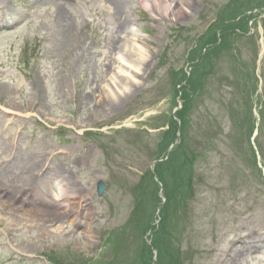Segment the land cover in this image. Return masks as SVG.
<instances>
[{
  "label": "rangeland",
  "instance_id": "1",
  "mask_svg": "<svg viewBox=\"0 0 264 264\" xmlns=\"http://www.w3.org/2000/svg\"><path fill=\"white\" fill-rule=\"evenodd\" d=\"M121 1L123 9L116 13L107 0H0V164L27 176V167L34 166H22L21 158L46 160L41 173L51 171L49 181L38 182L43 187L36 191L68 196L65 185L71 180L82 201V211L76 219L67 217V224L59 215L19 217L3 202L0 264H50L48 258L62 264L153 263L154 253L143 249L150 225L134 230L128 219L136 207L137 215L156 217L161 200L144 174L185 90L192 95L184 112L189 126H182L181 143L157 171L166 194L173 195L168 219L181 218L180 263L264 264V5L255 13L252 33L235 35L231 53L217 61L210 80L217 86L216 79L228 81L222 98L232 96V117L217 101L223 90L193 95L191 86H177L194 37L232 8L230 0H172L167 15L148 12L143 0ZM249 1L254 7L264 3ZM122 16L132 33L121 32ZM67 26L76 36L63 41ZM122 52L138 68L120 62ZM255 118L259 131L252 141L249 126ZM192 152L202 155L193 165ZM192 168L195 194L189 197ZM59 171L64 177L58 180ZM24 178L17 180L22 186ZM99 179L109 185L102 197L95 191ZM32 187H15L12 194L23 201ZM0 195L3 199L1 189ZM39 195L32 190L30 203ZM21 206L20 201L16 210ZM175 225L165 236L156 229L155 264H172ZM114 230L120 235L113 236Z\"/></svg>",
  "mask_w": 264,
  "mask_h": 264
},
{
  "label": "bare ground",
  "instance_id": "2",
  "mask_svg": "<svg viewBox=\"0 0 264 264\" xmlns=\"http://www.w3.org/2000/svg\"><path fill=\"white\" fill-rule=\"evenodd\" d=\"M110 4H115L116 6V13L122 11L123 9V5H122V1L121 0H107ZM116 3H118V5H116ZM167 3V2H166ZM165 5H168V4H165ZM144 6L150 10H153V9H157V11H160V13H162L163 15H167L168 13V9H171V8H163V3H161V0H145L144 2ZM155 6V8L153 7ZM169 7V6H168ZM171 7V6H170ZM58 15L59 17L62 19L63 17H65V13L63 11V9H59L58 11ZM65 20V18H64ZM123 20V18L121 17V21ZM120 30H122L121 32L123 33H126V35L129 33V30H130V25L128 24V21L127 19L125 18L124 21H122V25H120ZM75 28L71 27V26H67L63 31H62V39L63 41H67L70 39V37H74L75 38ZM62 45V43H61ZM65 48V46L63 47V49ZM116 50V48H115ZM118 56H119V60L120 62L122 61L123 63L127 62L129 64V62H131L127 57H125V54L122 52V54H119L118 53ZM133 62V61H132ZM131 62V63H132ZM130 63V64H131ZM137 63V62H136ZM129 64V65H130ZM138 64V63H137ZM131 66H134V64H131ZM135 68H138L137 66H134ZM114 90L113 89H110L109 90V95L112 96L111 94H114ZM106 107L105 109H109L110 106H108L107 104H105ZM20 163L22 164V166H26L29 165V164H33L34 167L32 168H28V172H27V177H26V183L24 184L25 185H32V184H36L38 182V180L40 181H48V178L46 177L51 171H44L39 177L38 175L44 170V164L40 163L39 161L36 160V157H27V158H21V161ZM61 171H59L60 173ZM24 175L23 174H19L18 177L16 178H23ZM15 177H12L8 172L7 170H5L4 172H0V183L3 185H6L8 186V188L11 190L15 187ZM41 195H45V193H41ZM72 195V192L71 194ZM2 204V202H0V205ZM66 205V204H65ZM14 205L13 204H8V209L7 210H10V209H13ZM10 208V209H9ZM36 211V210H35ZM61 213H64L65 214V217L67 216L68 212H66V210H64L63 212ZM25 216V214H19V216ZM53 215H56L54 217H57V215L59 214H53ZM30 217L29 219H32L34 218L32 216V213L30 212L29 213V216ZM59 217V216H58ZM63 218V217H62ZM50 221V220H49ZM61 227V226H59Z\"/></svg>",
  "mask_w": 264,
  "mask_h": 264
},
{
  "label": "trees",
  "instance_id": "3",
  "mask_svg": "<svg viewBox=\"0 0 264 264\" xmlns=\"http://www.w3.org/2000/svg\"><path fill=\"white\" fill-rule=\"evenodd\" d=\"M223 31H225V32H228V27H224L223 28ZM217 38H216V36L214 37V41L216 40ZM173 133H174V131H173ZM168 136V135H167ZM173 138V134H169V136H168V140H171ZM195 159V156L192 158V160H194ZM190 162V164L192 163L191 161H189ZM176 171V170H175ZM176 173L178 174V175H180V176H182L181 174H182V172L181 171H176ZM189 181H190V178H189ZM191 189V186L189 187V190ZM152 195L153 196H155V192L153 191V193H152ZM169 199L171 200V197H170V195H169ZM170 207V205L168 206H166V209L164 210V212H163V220L161 221V226H160V233L162 234V235H167V231H168V229L170 228V226L171 225H173L174 224V220H170V219H168V214H170V212L168 211V208ZM132 221H133V223L135 224V225H137V227H139L140 225H142V224H144V222H146V226L148 227L149 226V223H150V221H149V218L145 215V214H136V210H135V212L133 213V218H132ZM139 224V225H138ZM170 231V230H169ZM159 235V234H158ZM161 236V235H160ZM162 238H165V237H163V236H161Z\"/></svg>",
  "mask_w": 264,
  "mask_h": 264
},
{
  "label": "water",
  "instance_id": "4",
  "mask_svg": "<svg viewBox=\"0 0 264 264\" xmlns=\"http://www.w3.org/2000/svg\"><path fill=\"white\" fill-rule=\"evenodd\" d=\"M98 187H99V193H101V194L106 189V185L101 183V182L98 184Z\"/></svg>",
  "mask_w": 264,
  "mask_h": 264
}]
</instances>
